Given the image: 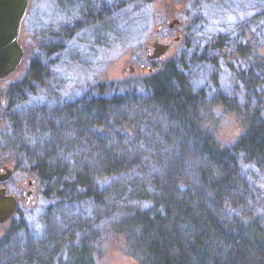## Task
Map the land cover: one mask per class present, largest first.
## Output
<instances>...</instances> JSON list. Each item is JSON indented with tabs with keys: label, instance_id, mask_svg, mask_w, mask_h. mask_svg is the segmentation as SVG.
Returning a JSON list of instances; mask_svg holds the SVG:
<instances>
[{
	"label": "trees",
	"instance_id": "16d2710c",
	"mask_svg": "<svg viewBox=\"0 0 264 264\" xmlns=\"http://www.w3.org/2000/svg\"><path fill=\"white\" fill-rule=\"evenodd\" d=\"M150 5L57 0L55 8L69 25L105 22L122 33L132 21H152ZM243 26L210 34L192 20L175 56L124 92L106 94L99 84L96 94L63 96L39 57L7 86L0 167L10 160L15 171L35 176L41 220L65 217V228L48 230L51 243L64 239L67 257L93 264L109 236L138 264H264V227L247 176L249 169L264 174V10ZM104 34L96 42L107 41ZM40 44L48 56L58 48ZM217 108L241 117L242 133L231 145L210 128ZM25 109L46 125L45 152L20 134ZM21 212L7 221L0 264H10V237L27 230ZM42 259L36 263H48Z\"/></svg>",
	"mask_w": 264,
	"mask_h": 264
},
{
	"label": "rangeland",
	"instance_id": "374dc122",
	"mask_svg": "<svg viewBox=\"0 0 264 264\" xmlns=\"http://www.w3.org/2000/svg\"><path fill=\"white\" fill-rule=\"evenodd\" d=\"M56 2L57 0H29L27 13H25L27 15L26 24L24 23L25 33H22L21 38L25 42L22 61L8 77L0 79V97L1 94L3 95L0 98V105L4 101L0 108L7 105V86L21 79L26 72L28 62L33 57H39L41 62L48 64V69L54 73L53 75L49 71L48 76H51L54 83L58 84V90L63 96L96 94L99 84H105L106 94L124 92L130 88L131 84H139L144 77L155 73L165 60L175 56L180 49L179 42L185 28L192 23V20L197 19L203 30L210 34L236 33L238 28L241 31L243 25L251 20L255 11L264 10V0H151L152 21L149 22L143 18L136 22L132 21L129 28L119 33L117 27L114 28L115 26L110 23L109 26L107 24L104 27L105 22L98 27L89 23L83 24L82 28L73 24L69 25L66 15L60 12L61 9L56 11ZM90 8H93V4ZM95 9H93L94 13L97 11ZM104 16L111 22L113 15L110 14L109 17L108 10L105 11ZM128 18L126 23L129 21ZM175 18L180 19L179 24L169 28L168 24ZM27 20H29V27ZM85 21L83 19L81 22L85 23ZM27 33L30 36L28 43L27 35H25ZM104 33L109 36L107 41L96 42V36ZM177 36L180 38L175 41ZM156 37H161V42L169 43L170 47L159 59L149 60L148 54L152 52L151 43ZM138 41L143 44L141 49H131L130 46ZM38 42L41 43L40 46L46 43H57L58 48L49 56L44 55L37 47ZM148 47L151 49L150 52L147 51ZM26 109L19 114L20 134L23 133L33 151L45 152L47 149L42 139L46 136V125L36 124L29 116L31 114L26 113ZM217 110L208 121L210 128L219 143L231 145L242 133L241 117L221 111L220 108ZM61 157H64L62 153L59 155V158ZM9 161L3 166L10 168L13 175L6 181L0 182V186H4L8 194L18 198L17 208H21L27 225L24 233L10 237L12 240L10 264H37V261L42 262L43 257L45 260L49 259L47 264L79 263L74 256L67 257L63 253L64 239L57 238L50 242L51 232L48 229L55 228L58 232L63 226L65 228L66 222H62L65 217L59 214L54 216L53 220L43 222L39 217L41 212L39 205L44 204V200L38 193L35 176L29 175L24 170L15 171L13 164ZM0 163L2 164L1 161ZM247 173L256 193L253 198L254 211L260 217L261 225L264 227V174H257L252 169L247 170ZM30 180L33 182L31 186L28 184ZM29 189H33L30 201L21 196ZM7 225V221L0 224V239L6 234ZM62 230L67 231V229ZM41 245L43 248L40 247ZM93 264L138 263L123 251L118 240L109 239L108 236L99 243Z\"/></svg>",
	"mask_w": 264,
	"mask_h": 264
},
{
	"label": "water",
	"instance_id": "95a60500",
	"mask_svg": "<svg viewBox=\"0 0 264 264\" xmlns=\"http://www.w3.org/2000/svg\"><path fill=\"white\" fill-rule=\"evenodd\" d=\"M29 0H0V79L8 77L16 70L22 61L23 47L19 42V32L21 21L26 13ZM180 19H173L169 28L179 24ZM180 36L174 40L178 41ZM151 54L149 60L159 59L170 47L169 43L159 42L156 38L151 43ZM151 49L148 47L147 51ZM13 175V171L5 166L0 171V182L6 181ZM29 186L33 184L30 180ZM28 197L32 190H28ZM25 195V194H24ZM18 207V199L13 194H8L4 186H0V224L10 220Z\"/></svg>",
	"mask_w": 264,
	"mask_h": 264
},
{
	"label": "flooded vegetation",
	"instance_id": "af4514ba",
	"mask_svg": "<svg viewBox=\"0 0 264 264\" xmlns=\"http://www.w3.org/2000/svg\"><path fill=\"white\" fill-rule=\"evenodd\" d=\"M27 13V12H26ZM26 14L24 15V17H23V19H22V21H21V25H20V32H19V42H20V44L22 45V47H23V50H24V44H25V42L24 41H22V40H24V39H21L22 38V33L24 32L25 33V28H26V23H25V20H26ZM28 21V23H27V25H28V27H29V20H27ZM25 23V24H24ZM25 26V27H24ZM25 35H27L26 37V40H27V43L29 42V39H30V36H29V33H27V34H25ZM156 38H158V41L159 42H161V37H156ZM164 39V38H163ZM165 40V39H164ZM3 97V95L1 94V97L0 98H2ZM4 103V101L3 102H1V105ZM0 105V106H1ZM2 107V106H1ZM5 166H2L1 168L3 169ZM34 186V185H33ZM30 190V189H29ZM32 190V194H30L29 195V198H27L28 197V194H27V192H23L22 193V197H25V198H27V199H29V201L31 200V198H32V196H33V189H31ZM25 194V195H24ZM16 197V196H15ZM17 198V197H16ZM18 199V198H17Z\"/></svg>",
	"mask_w": 264,
	"mask_h": 264
}]
</instances>
